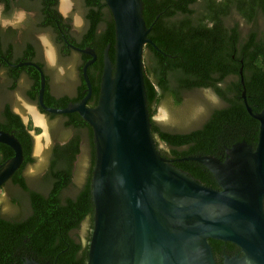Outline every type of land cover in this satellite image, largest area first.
Here are the masks:
<instances>
[{
	"label": "trees",
	"instance_id": "1",
	"mask_svg": "<svg viewBox=\"0 0 264 264\" xmlns=\"http://www.w3.org/2000/svg\"><path fill=\"white\" fill-rule=\"evenodd\" d=\"M57 1L19 0L18 7L35 11L38 20H52L61 17L56 12ZM81 1L88 8L86 17L90 24L84 37L72 42L79 47H91L96 53L95 61L87 68L92 86L87 104L94 106L99 97L103 51L107 45L109 57L114 61V22L104 0ZM141 1L145 23L151 25L148 37L160 49L147 43L142 55L150 131L160 154L171 159L199 154L223 159L226 148L236 142L245 140L255 147L259 122L246 111L240 97L238 68L242 59L247 103L253 112L260 111L264 105V0ZM0 2L10 7V0ZM101 2L109 10L104 20L99 10L93 8ZM100 20L105 27L96 33ZM51 23L55 28L54 22ZM31 52L29 45L26 54ZM89 58L85 53L77 58V95L52 93L46 83L43 95L46 105L65 107L85 95L81 67ZM7 71L8 90L16 89L20 74L28 73L30 84L24 94L37 103L38 72L31 66L8 67ZM204 89L211 90L221 104L208 108L199 124L187 129L192 120L193 101L187 94ZM163 104L170 111L173 128L154 119L157 108ZM44 113L51 119L60 116L62 128L73 134L64 140L62 136L53 138L43 174L29 181L25 172L36 160L31 131L40 134L41 127L35 126L31 117L25 123L9 102L0 106V129L14 134L23 150L20 168L5 183L13 189L11 203L15 212L6 216L0 211V264H23L26 258L47 264L87 263L94 213L90 186L95 160L93 131L77 112ZM12 155L11 147L0 143V165ZM174 165L205 185L216 187L203 164L180 160ZM83 224L86 228L81 237L78 232Z\"/></svg>",
	"mask_w": 264,
	"mask_h": 264
},
{
	"label": "water",
	"instance_id": "2",
	"mask_svg": "<svg viewBox=\"0 0 264 264\" xmlns=\"http://www.w3.org/2000/svg\"><path fill=\"white\" fill-rule=\"evenodd\" d=\"M115 31L114 61L107 45L96 105L89 106L92 86L87 68L96 59L91 47L70 44L90 56L81 73L85 95L65 107L43 101L46 77L39 72L36 108L29 112L35 126L45 129L43 113L77 112L92 128L95 160L91 174L93 223L86 264H215L207 238L231 241L244 253L226 264H264V105L253 112L246 99L243 61L238 68L246 111L259 122L253 147L245 140L213 155L162 156L150 131L142 55L151 25L143 18L141 0H104ZM44 111V112H42ZM39 117V121L36 120ZM27 123L28 115H21ZM41 120V121H40ZM38 149L40 138L31 131ZM0 143L13 150L0 165V188L23 162L14 134L0 129ZM195 160L213 175L218 188L207 186L175 161ZM23 264H47L26 258Z\"/></svg>",
	"mask_w": 264,
	"mask_h": 264
},
{
	"label": "flooded vegetation",
	"instance_id": "3",
	"mask_svg": "<svg viewBox=\"0 0 264 264\" xmlns=\"http://www.w3.org/2000/svg\"><path fill=\"white\" fill-rule=\"evenodd\" d=\"M10 1H11L10 7H7L5 3L0 2V51H2L0 52V64L5 65L0 67V71L3 72L6 77L9 76L10 74V72L7 71L8 67L14 68L21 66H31L34 68L35 72H38L37 69L32 65H28V64L19 65V63L34 62L39 66L41 63L42 67L41 66L40 67L42 68L45 74L46 83L48 84V89L50 92L54 93L50 87V78L55 77V78H60V80H62V82H65L66 85L72 83V80L73 82L75 81L74 83L75 93L70 96H76L79 87L78 74L76 73V71L74 72L70 71L69 68L66 69L67 72L65 70L62 73L58 69V64L59 63L65 64L66 62H68V60H74L76 58H80V53L82 52L75 50L70 46V44H74L72 42V39L80 41L84 37L88 29V26L90 24L86 17L88 13V8L83 6L81 0H75L73 4V6L75 5L80 9H82L81 21L83 24H82V28L78 30L74 28L71 17L70 19H68L67 16H64L60 12L59 0L57 1V5H56V12H58L59 15L61 16L59 18L52 17V20L51 18L49 20L48 19L37 20L38 16L35 11L32 12L26 11V13H28L26 15L28 16L22 21L21 24L19 23L17 25H12L10 23H7L6 25H3L1 23L2 18L13 17L14 14L13 12L17 8H19L18 7L19 0H10ZM93 8L95 10H99L103 20L109 14V10L104 5L103 2L94 5ZM33 15L36 17V19H34ZM31 16H33V18ZM103 20L98 21V23L96 24V33H99L102 29H104L105 24ZM51 22H54V24L56 25L55 28L57 29V32H55V28H53ZM42 33L48 35L49 41L55 50L56 58L54 63H49L51 62V59L47 57V54L44 51L45 43L43 39L39 36ZM29 45H31L33 52L26 54ZM68 49L71 50L70 54L67 53ZM48 63L50 65H48ZM29 78L30 77L27 72L20 74L19 77L17 78V85L20 80L24 81L26 83V87L24 90H26V88L30 84ZM9 91H13V90H9ZM24 96L25 98H27L25 94ZM28 117H31L32 119V116L28 115ZM213 188L219 189L217 183H216V187ZM263 206H264V198H263ZM206 241L211 248V252L215 260V264H226L227 262L232 261V259L235 258L240 259L244 255V253L241 251V248L238 245L232 243L231 241L219 240L215 238H207Z\"/></svg>",
	"mask_w": 264,
	"mask_h": 264
},
{
	"label": "rangeland",
	"instance_id": "4",
	"mask_svg": "<svg viewBox=\"0 0 264 264\" xmlns=\"http://www.w3.org/2000/svg\"><path fill=\"white\" fill-rule=\"evenodd\" d=\"M65 1V7L62 8V3ZM75 0H59V10L60 12L67 17H71L72 23L74 28L81 29L82 28V21H81V13L82 9H80L77 6H73ZM23 8H17L13 13V17H3L1 20V23L3 25H6L7 23H10L12 25L21 24L22 21L27 18L28 13L26 11H23ZM32 12V10H30ZM35 13V12H34ZM34 16V15H33ZM33 16H31L33 18ZM34 19L36 17L34 16ZM38 20V19H37ZM45 45H44V51L47 54V57L51 59V62L54 63L56 54L55 50L52 46V44L49 41V37L46 34H40L39 35ZM48 63V65H50ZM77 64V58L74 60H68L65 64H58V69L60 72H64L67 68L70 69V71L74 72L76 69ZM49 67V66H48ZM69 71V70H68ZM67 72V70H66ZM9 81L6 79L3 72L0 71V106L4 102H9L12 105V108L15 112L19 113L20 115H29L31 116V113L29 112L30 108H36L37 106L35 103L29 101L24 96V89L26 87V83L22 80L18 82V85L15 90L9 91L7 89ZM74 83L72 80V83L66 85L65 82H62L60 78H50V87L52 91L56 94H74ZM187 97H191L192 101V109L190 118L192 119L188 126L186 128H192L199 124L200 120L203 118V116L206 113V110L212 106H218L221 104L220 99L211 91L208 89L204 90H196L193 92H190L187 94ZM43 121L45 123V129L41 128L40 134H37L38 136L44 135L40 138V143L38 146V149H36V142L34 141V148H33V156L36 158L34 165L29 166L26 169V177L29 181H33L34 179L38 178L40 175L43 174V171L45 169V166L47 165V159H48V150L53 144V138L55 136L63 137L62 140L70 137L73 134V131L64 130L62 128V118L60 116L49 118V116L46 113H43ZM154 119L158 121L162 126H166L169 128H173L175 124H173L171 121V114L169 109L163 104L159 105L157 108L156 113L154 114ZM174 125V126H173ZM63 132V135H61ZM78 166H80V162L78 161ZM13 189L9 184H5L2 187V190L0 192V211L3 215L9 216L13 215L15 212V208L11 203V197H12ZM86 228V224H83L81 226V229L79 230L78 234L82 237L84 234Z\"/></svg>",
	"mask_w": 264,
	"mask_h": 264
},
{
	"label": "bare ground",
	"instance_id": "5",
	"mask_svg": "<svg viewBox=\"0 0 264 264\" xmlns=\"http://www.w3.org/2000/svg\"><path fill=\"white\" fill-rule=\"evenodd\" d=\"M65 4H66L65 1H63V3H62V8L65 7ZM36 120L39 121V117L36 116ZM40 121H41V120H40Z\"/></svg>",
	"mask_w": 264,
	"mask_h": 264
}]
</instances>
